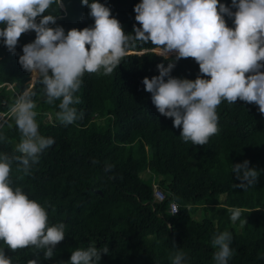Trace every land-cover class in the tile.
I'll use <instances>...</instances> for the list:
<instances>
[{"label": "trees", "instance_id": "16d2710c", "mask_svg": "<svg viewBox=\"0 0 264 264\" xmlns=\"http://www.w3.org/2000/svg\"><path fill=\"white\" fill-rule=\"evenodd\" d=\"M101 2L130 37L129 46L112 73L105 75L101 69L83 74L74 94L78 119L71 124L56 120L59 100L47 103L43 85H31V73L18 62L35 32L21 35L15 54L0 41V112L7 116L0 128L5 137L0 153L19 155L15 146L21 134L8 111L31 86L39 132L55 142L29 174L14 160L10 178L14 187L45 206L50 224H65V238L51 259L44 260L42 250L33 247L13 251L2 241L0 251L11 264H61L75 248L95 244L109 249L99 264H171L170 253L178 249L186 254L187 264H212L211 238L228 230L234 250L229 264H264V115L255 104L222 101L216 109L218 132L207 144L184 142L181 129L157 111L145 91L143 79L158 75L157 64L167 66L169 60L156 54L151 42L133 39L138 26L134 6L140 0ZM221 2L231 5V0ZM45 14L57 17L50 26H62L66 32L94 23L81 0H63L62 7L52 5ZM225 19L232 26V18ZM171 75L195 79L198 63L182 58ZM244 160L260 172L258 182L247 190L235 187L239 181L231 170ZM154 180L167 199L154 197ZM173 200L179 211L170 215ZM190 203L200 216L189 213ZM229 207L241 208L243 226L230 221Z\"/></svg>", "mask_w": 264, "mask_h": 264}, {"label": "clouds", "instance_id": "9594fccd", "mask_svg": "<svg viewBox=\"0 0 264 264\" xmlns=\"http://www.w3.org/2000/svg\"><path fill=\"white\" fill-rule=\"evenodd\" d=\"M81 3L89 8L94 23L66 32L62 26H50L57 17L45 14L52 5L62 7L63 0H0V41L15 54L21 35L35 32V39L23 45L18 62L43 85L47 103L59 100L55 117L65 125L78 119L73 105L79 99L74 94L83 74L101 69L105 75L112 73L126 55L130 40L101 0ZM134 12L138 26L134 27L133 39L151 42L159 49L156 54L169 60L167 66L157 64L158 75L143 79L145 91L151 93L157 111L172 118L173 127L181 129L179 136L184 142L207 144L218 132L216 109L222 101L232 104L239 99L255 104L264 115V0H231L230 6L221 0H140ZM225 16L232 18V26ZM173 53L175 57L170 59ZM182 58L198 63L195 79L171 75ZM34 96L29 86L8 111L21 138L15 146L19 155L0 153V241L13 251L25 247L42 250L43 259L48 260L65 238V224H50L45 206L20 186L14 187L10 178L14 160L29 174L40 154L55 142L39 132ZM4 140L0 133V142ZM231 170L239 181L235 187L247 190L258 182L260 172L250 167L248 160L232 164ZM155 184L159 185L154 180L153 189ZM226 210L233 224L239 220L243 226L241 208ZM177 211L173 206L170 215ZM232 240L228 230L213 234L212 264H229L234 252ZM107 252V247L95 244L77 247L61 264H99L102 253ZM170 261L187 264L186 254L177 249L170 253ZM0 264H11L3 251Z\"/></svg>", "mask_w": 264, "mask_h": 264}, {"label": "built area", "instance_id": "2783aa9c", "mask_svg": "<svg viewBox=\"0 0 264 264\" xmlns=\"http://www.w3.org/2000/svg\"><path fill=\"white\" fill-rule=\"evenodd\" d=\"M6 120H7L6 114L0 112V128L6 122ZM154 196L159 201H163V200H165L167 198L166 192L159 185H157V184L154 185ZM173 206H175L178 209V211H179V203L176 200H173L170 203L169 212H170V210H171V208ZM178 211L176 213H178Z\"/></svg>", "mask_w": 264, "mask_h": 264}, {"label": "rangeland", "instance_id": "374dc122", "mask_svg": "<svg viewBox=\"0 0 264 264\" xmlns=\"http://www.w3.org/2000/svg\"><path fill=\"white\" fill-rule=\"evenodd\" d=\"M158 51H159V49L157 48V49L155 50V52H158ZM33 82H34V80H33L32 74H30V81H29V83H31V85H32ZM158 169H160V167H158ZM161 169H162V166H161ZM221 182H222V183H226L224 180H222ZM187 208H188L187 210L189 211V213L192 214V216H195V217L200 216V211H192V210H191V209H192V204H191V203L188 204Z\"/></svg>", "mask_w": 264, "mask_h": 264}, {"label": "water", "instance_id": "95a60500", "mask_svg": "<svg viewBox=\"0 0 264 264\" xmlns=\"http://www.w3.org/2000/svg\"><path fill=\"white\" fill-rule=\"evenodd\" d=\"M98 192L102 194V192H101V191H98Z\"/></svg>", "mask_w": 264, "mask_h": 264}]
</instances>
